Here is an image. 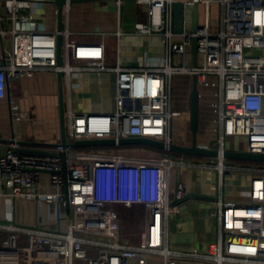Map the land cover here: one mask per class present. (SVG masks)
<instances>
[{
  "label": "built area",
  "instance_id": "1",
  "mask_svg": "<svg viewBox=\"0 0 264 264\" xmlns=\"http://www.w3.org/2000/svg\"><path fill=\"white\" fill-rule=\"evenodd\" d=\"M134 1L146 7V20L136 22L133 30L163 35L164 55L155 66L108 67L103 40L73 41L69 15L74 4L70 0L62 5L60 31L35 27L29 1L0 0V22L5 25L0 34L10 36L0 63V98L6 94L8 78H28L41 70L62 73L67 84L75 71H113L115 109L77 113L68 108L67 142L148 137L167 147L190 141L188 121L179 126L181 114L171 109L172 80L179 75L195 76L199 100L201 92L210 98L215 114L213 137L204 147L216 149L218 157L185 163L120 154L111 148H86L77 154L80 162L73 163L66 158L72 148L57 144L54 156H38L22 154L21 143L14 138L0 142V196L53 205L57 224L0 221V264H264V162L240 167L226 165L222 156L227 138L241 139L244 148L239 151L264 155V0ZM175 2L182 5L179 30L173 24ZM199 4L205 9L204 21L197 22L192 32L186 27L187 7ZM211 4L220 6L215 26L209 16ZM57 35L61 37L60 64ZM193 37L196 64L186 66ZM254 49L257 53L251 52ZM173 56L180 63L173 62ZM9 111L13 120L24 118L16 104ZM181 164L214 168L217 173L213 200L217 238L201 252L172 248L168 242L170 216L185 197V184L177 178L170 187L169 173L172 165ZM236 170L252 174L244 201L223 198L224 176ZM41 173L49 175L54 193L38 191ZM117 205L143 208V227L136 240L122 233ZM61 219L67 220L64 228Z\"/></svg>",
  "mask_w": 264,
  "mask_h": 264
},
{
  "label": "crops",
  "instance_id": "2",
  "mask_svg": "<svg viewBox=\"0 0 264 264\" xmlns=\"http://www.w3.org/2000/svg\"><path fill=\"white\" fill-rule=\"evenodd\" d=\"M30 11L35 13V27L46 30L56 29V7L52 0H27ZM193 7H187V29H191ZM43 12L42 15H39ZM146 20V7L136 4L134 0L95 1L76 3L69 15L71 39L76 42L105 44V64L108 67L120 65L127 68H145L159 64L164 55V39L161 33L139 34L133 28L136 22ZM182 23V5L173 4V24L180 29ZM5 25L0 22V28ZM119 32V35L116 33ZM8 33L0 34V63L4 51L9 47ZM191 65L193 55L191 45L188 47ZM173 62L180 63L178 56ZM187 52L185 56V65ZM78 64L83 65V62ZM190 66V65H189ZM63 83L64 110L70 108L77 113H109L115 109L116 73L110 71H75L69 76L68 84ZM192 77L175 76L172 80L171 109L179 111L178 125L188 121L189 93ZM200 128L197 135L199 146H207L213 137L215 114L211 108L212 100L201 92ZM16 104L24 113V118L16 121L10 116V105ZM200 113V111H199ZM178 120V121H179ZM16 139L23 149H40L52 151L60 142L58 116V80L56 73L50 70L35 72L31 77L8 78L6 94L0 98V142L6 143ZM185 141V144H188ZM227 150H242L240 138H227ZM80 150H69L66 158L69 162L79 163L77 154ZM173 155V154H170ZM147 157L148 155H138ZM167 157V156H165ZM181 157L178 162H192V157ZM199 162V161H198ZM204 162V161H203ZM172 181L177 178L185 184V196L190 193L199 196L186 197L177 204V212L171 214L168 224L169 246L185 251L201 252L217 238L215 206L213 200L217 194V173L214 168H202L187 164L176 165ZM238 171V170H236ZM232 171L223 189V198L244 201L247 198L249 180L241 177L234 181L236 174ZM37 189L42 194L54 193L49 183V175L41 173ZM204 196V197H200ZM47 204L35 200L11 201L0 196V221L12 218L20 225L44 224L52 226L55 215L47 213ZM54 207V206H53ZM143 227V226H142ZM172 245V246H171Z\"/></svg>",
  "mask_w": 264,
  "mask_h": 264
},
{
  "label": "water",
  "instance_id": "3",
  "mask_svg": "<svg viewBox=\"0 0 264 264\" xmlns=\"http://www.w3.org/2000/svg\"><path fill=\"white\" fill-rule=\"evenodd\" d=\"M95 1H107V0H70V3H85ZM53 5L56 7V29L60 31L62 29V5L64 0H52ZM197 7L194 6L191 17V31L195 32L198 27ZM60 35L56 36V60L60 64ZM191 52L193 55V65L196 64V39H191ZM58 80V116H59V129H60V142L58 145L63 148H95V147H117L125 145H146L154 148L162 149L170 152L176 156H189L196 158H217L218 151L214 148L202 147L197 143V135L200 128V100L199 90L197 87V81L195 76L192 77V86L189 93V109H188V129L190 132L189 144H174L171 143L167 147L160 140H155L148 137H133V138H119L117 141L113 138L102 139H80L67 142L65 132V110L63 102V83L62 73H56ZM22 143V142H21ZM53 144V145H57ZM22 154L38 155V156H54V151H43L40 149H20ZM224 159L239 160L248 162H264V155L262 154H250L239 150H225L222 154ZM190 196H199L195 193L187 194L184 198ZM200 197H204L201 196ZM182 198L181 200H183ZM179 200L178 202H180Z\"/></svg>",
  "mask_w": 264,
  "mask_h": 264
},
{
  "label": "rangeland",
  "instance_id": "4",
  "mask_svg": "<svg viewBox=\"0 0 264 264\" xmlns=\"http://www.w3.org/2000/svg\"><path fill=\"white\" fill-rule=\"evenodd\" d=\"M204 13H205L204 6L202 4H199L198 8H197V15H198V23L199 24H202L204 21ZM219 14H220V6L218 4H211L209 16H210L212 26H215L217 24V20L219 19ZM251 52L257 53V51L255 49L252 50ZM190 60H191V58L189 57V50H188L187 51L186 66L191 65ZM197 63L201 64V56H198ZM202 100H203V98H201V100H200V107L204 103V101H202ZM200 115H201V109H200ZM228 145L229 144L227 143V139H226L225 146L228 147ZM92 149L96 150L97 148H92ZM107 149H110V148H107ZM165 156H167V158L172 159L174 161H177L181 158L179 156L170 155V154H166ZM192 158H193L194 162L207 161V158H196V157H192ZM224 162L226 165H234V166H240V167H248V166H255V165L261 164L259 162H248V161L228 160V159H224ZM175 169H177L176 165H172L170 167V179H171V181H172ZM233 173L236 174V178H231L233 181L235 179L239 180L241 177H247V179L250 180L251 175H252L251 172H249L247 170L235 171ZM228 180H227V178H225L224 183L225 184H226V182L228 183ZM46 207L48 208L47 213L49 215H51V214L55 215L56 207H53V205H47ZM137 210H135V209L127 210L126 209L122 212L118 211V213L120 214L121 222H122V228L121 229L123 231H128L129 234L127 237L132 238L134 240L137 239L138 234H139L140 230L142 229V213H140L139 209H137ZM134 215H136L137 218H134ZM72 217L73 216L70 215L68 220L71 219ZM66 223H67V220L61 219V221H60L61 228H64ZM51 225H52V227H57V224L55 223V219H53V222H51Z\"/></svg>",
  "mask_w": 264,
  "mask_h": 264
},
{
  "label": "trees",
  "instance_id": "5",
  "mask_svg": "<svg viewBox=\"0 0 264 264\" xmlns=\"http://www.w3.org/2000/svg\"><path fill=\"white\" fill-rule=\"evenodd\" d=\"M97 149H106L111 148L114 152L125 154V155H132V156H138V155H148L147 157H164L166 154H171L170 152H167L162 149L154 148L151 146L146 145H125V146H117V147H95ZM75 150H82L86 148H74ZM144 157V156H141ZM189 157V156H187ZM140 210V213H143V208L140 205H131V206H125V205H117L116 210L117 212H122L124 210ZM138 211V210H137ZM120 216V214H119ZM127 216V215H126ZM134 218H137L136 215H134ZM121 228H122V222H121ZM122 230V229H121ZM122 233L126 236H128V231H123Z\"/></svg>",
  "mask_w": 264,
  "mask_h": 264
}]
</instances>
